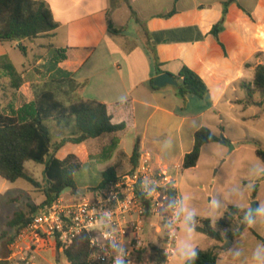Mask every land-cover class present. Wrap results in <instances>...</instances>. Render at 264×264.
Wrapping results in <instances>:
<instances>
[{"label": "crops", "instance_id": "crops-1", "mask_svg": "<svg viewBox=\"0 0 264 264\" xmlns=\"http://www.w3.org/2000/svg\"><path fill=\"white\" fill-rule=\"evenodd\" d=\"M42 1L51 9L59 27L36 39L16 41L19 46L29 43L25 53L28 56L39 50L33 73L42 74L41 81L59 69L72 73L81 85L76 94L78 99L106 104L112 122L126 124L117 133L80 144L66 143L56 153L58 157L61 152L60 159L73 153L80 158L82 167L93 160L102 174L115 168L116 176H120L133 169L130 159L138 147L140 157L149 154L158 169L174 176L184 169V158L194 148L197 130L204 126L211 129L210 123H215L223 131L221 104L233 107L241 103L243 111L251 105L264 104L259 92H250L255 68L264 64V0L232 2L219 38L211 31L222 19L223 3L228 0ZM174 8L177 12L172 17H160ZM109 23L119 32H112ZM59 49L66 50L67 58L53 68ZM9 51L0 43V57L10 59ZM43 51L47 52V58L43 57ZM258 53L260 57H256ZM155 59L165 64L164 72L173 76L179 74L183 64L193 69L207 84L209 95L204 99L189 97L185 104L177 96L175 86L154 89L151 81L159 75ZM29 68L28 64L21 70L16 68L24 79L19 89L11 88L10 79L0 72L11 95L9 106L1 109H18L34 100L32 84L38 79ZM244 88L249 94L246 100L238 96ZM256 93L261 96L260 102L253 99ZM18 100L22 102L18 104ZM210 114L218 121L209 118ZM257 116V113L246 117L243 114L242 120ZM169 137L173 141L172 150L165 144ZM106 150L107 155L100 157ZM126 160L128 167L124 168ZM86 189L89 192L92 188ZM258 194L259 189L255 199ZM249 228L259 237L250 229L252 239H245V232L236 237L237 243L248 245L247 251L243 248L235 263L224 262L220 256L218 264H248L256 247L254 240L264 242V223L258 230Z\"/></svg>", "mask_w": 264, "mask_h": 264}, {"label": "trees", "instance_id": "trees-1", "mask_svg": "<svg viewBox=\"0 0 264 264\" xmlns=\"http://www.w3.org/2000/svg\"><path fill=\"white\" fill-rule=\"evenodd\" d=\"M235 0H228L223 3L222 19L213 26L211 33L219 38V33L223 28L228 14L229 5ZM177 10L174 8L167 14L160 15L162 18L172 17ZM250 16L251 14L247 12ZM59 27L53 13L46 2L42 0H0V43L5 44L24 39H36L43 35H48ZM112 32H119L112 28ZM19 48L26 53L25 48ZM57 55L53 68L58 63L67 58L66 50H57ZM261 53L256 54L260 57ZM157 73H163L165 64H161L155 59ZM248 66V64H247ZM0 72L10 79V87L19 89L24 79L7 56L0 57ZM178 82L176 86L177 96L183 99L186 104L189 97L204 99L209 95V88L202 77L193 69L183 64L178 75H174ZM154 89H158L153 85ZM80 83L70 72L62 69L57 70L42 83H33L34 100L25 103L20 108H12L9 111L0 108V177L8 182H16L24 179L39 187L38 181L27 170L28 162L45 164V174L48 187L44 190L46 199L44 203H49L58 197L68 187L74 192L77 189L75 173L82 167L80 158L75 154H69L65 159H60L56 153L68 142L80 144L91 138H98L105 134L117 133L126 128L125 123L115 124L108 112L107 105L96 100L78 99L76 94L80 88ZM259 92L264 97V64L255 68L253 89L250 92ZM48 120L58 123L74 120L77 132L72 137L52 144L50 131L45 125ZM195 144L191 152L184 158L183 168L190 169L198 165L201 158L203 146L211 143L229 144L230 141L223 134L217 135L210 128L202 127L196 131ZM54 151V153H53ZM257 155L264 161V150L257 148ZM140 160L138 147L135 148L131 156V164L135 168ZM116 169L111 168L103 173V181L100 184L115 180ZM258 192L257 186L253 191L255 199ZM172 197L178 196V191L170 192ZM43 203V204H44ZM38 207H32L34 214ZM242 208L230 206L223 218L216 225L221 229H231L236 220L240 218ZM32 216H28L25 211H18L7 222L8 228L21 230L30 223ZM197 232L207 235L216 244L199 249V257L195 264H218L222 254L220 244L225 243L223 234L213 227L209 218L197 217ZM243 225L236 232H228V238L234 239L240 236L244 229ZM254 235L257 233L251 230ZM93 234L84 232L72 242L57 243L51 247L54 251L55 264H61L65 260H70L73 264H88L93 252L91 239ZM15 236L12 237V240ZM162 238H159V254H152L151 259L157 264L168 262L166 255L160 249ZM153 248L158 251L156 246ZM150 253V252H149ZM1 261L0 264H5Z\"/></svg>", "mask_w": 264, "mask_h": 264}, {"label": "rangeland", "instance_id": "rangeland-1", "mask_svg": "<svg viewBox=\"0 0 264 264\" xmlns=\"http://www.w3.org/2000/svg\"><path fill=\"white\" fill-rule=\"evenodd\" d=\"M10 51V59L18 70H21L23 66L29 65L31 73H33V65L38 60L36 56L39 52L38 49L30 52L29 56L26 55L20 48L19 44L9 42L4 44ZM28 52L29 43L22 44ZM47 52L43 51V57L47 58ZM41 69V68H40ZM43 69V68H42ZM44 71V70H41ZM35 74L38 82L42 83V74ZM3 79L0 75V107H8L11 103V95ZM3 90L6 93L3 94ZM238 96L243 100L249 97L247 90L244 88L242 95L238 92ZM253 99L256 102L261 101V96L256 93L253 94ZM18 104L22 101L18 100ZM222 110V122L223 127L220 129L219 125L215 123L211 124V129L217 135L223 134L229 139V144L211 143L202 148L201 158L196 167L190 169L180 170L178 174L174 175L176 188L178 191V198L181 195L187 194L190 196L191 206L195 207L200 218H208V202L215 198L220 202V211L223 212L216 221L215 224L224 217L226 211L230 206H238L242 208L241 216L238 218L231 229H221L215 225V229L220 231L224 238L225 243L220 244L222 250V260L224 262L232 261L235 263L229 249L238 247L247 251L248 245L245 243L236 242L234 239L228 238V232H236L243 226L241 220L244 212L252 202L264 203V176L257 177V171H264V161L257 155V148L264 150V104L263 105H251L247 110H242L243 105L241 103H235L233 107L230 105L225 106L221 104ZM257 113V117L254 119L242 120V116H248ZM209 118L214 121H218V118L209 115ZM45 125L50 131L52 144L60 142L64 138H69L77 132L75 121L72 120L69 123H58L53 120H48ZM232 146L234 147L232 149ZM54 153V151H53ZM61 152L58 153V157L61 156ZM108 150L100 154V157L106 156ZM124 168L128 167V161L126 160ZM27 170L34 175L35 179L39 183V187L34 186L30 182L24 179H19L16 182H8L0 177V254L3 257L5 264H14L8 260L11 244L15 241L18 233L16 228H8L7 222L18 211H25L28 216H32V207H38L43 204L46 196L44 190L48 187V182L45 174V164H37L35 162H29L27 164ZM75 182L77 189L73 192L72 189L65 190L64 194L67 199L80 200L84 197H88L87 187H98L103 179V174L98 170V164L91 160L85 164L79 171L75 173ZM250 183H254L259 189L258 198H253V191L248 192L247 186ZM243 192V199L239 198V193ZM211 219V218H209ZM212 224L214 223L211 219ZM264 223V219L257 220L256 224L252 226L253 229L258 230L260 225ZM249 227H245L244 238L252 239V234L249 232ZM251 230V229H250ZM182 235V230L179 229V238ZM15 239L12 240V237ZM159 238H161L159 236ZM262 241L254 240V245ZM195 244L199 249H206L216 242L209 238L207 235L197 232L195 237ZM37 262L41 264H55L54 251L51 247H46L34 252ZM241 257V256H240ZM251 257V256H249ZM224 262L222 264H224ZM167 264H180L177 258L173 257Z\"/></svg>", "mask_w": 264, "mask_h": 264}, {"label": "built area", "instance_id": "built-area-1", "mask_svg": "<svg viewBox=\"0 0 264 264\" xmlns=\"http://www.w3.org/2000/svg\"><path fill=\"white\" fill-rule=\"evenodd\" d=\"M142 180L145 191L153 182L158 185L152 198L142 195L139 186ZM176 186L172 174L158 169L150 155H144L132 170L90 189L88 197L67 199L62 192L49 203L39 205L30 223L12 243L8 260L14 264H41L35 251L72 242L82 233L90 232L93 252L88 264H111L96 246L107 243L105 236L125 243L132 264H157L151 253L159 254L160 236V249L169 262L179 239V228L175 231L177 221L167 208L170 200L178 199L170 194L177 190ZM61 264L73 263L65 260Z\"/></svg>", "mask_w": 264, "mask_h": 264}, {"label": "clouds", "instance_id": "clouds-1", "mask_svg": "<svg viewBox=\"0 0 264 264\" xmlns=\"http://www.w3.org/2000/svg\"><path fill=\"white\" fill-rule=\"evenodd\" d=\"M169 150L173 149V141L169 137L165 141ZM256 176H264V171H257ZM140 189L142 195L145 198H152L156 195L157 184L153 182L147 186L145 191L144 181L140 182ZM255 189V184L250 183L247 186L248 192ZM240 199H243L244 193L238 194ZM190 196L187 194L181 195L178 199L170 200L167 204V208L172 211L173 219L177 221L175 231L177 233L178 228L182 230V235L177 240V243L173 250V255L177 258L180 264H195L199 257V252L195 244V237L197 235L196 228L198 226L197 217L199 215L198 210L191 206ZM221 205L215 198L208 202L207 217L213 220V227L215 228V221L223 215L220 211ZM264 219V203H259L258 207L253 209L250 205L244 212L241 223L247 227H252L256 224L257 220ZM171 235V231L169 233ZM107 243L97 244L96 246L100 251L111 260V264H132L129 258L130 254L125 248V243H121L119 239H112L109 236H105ZM234 261H238L241 256V249L233 247L228 250ZM248 264H264V242L258 243L251 252L250 261Z\"/></svg>", "mask_w": 264, "mask_h": 264}, {"label": "water", "instance_id": "water-1", "mask_svg": "<svg viewBox=\"0 0 264 264\" xmlns=\"http://www.w3.org/2000/svg\"><path fill=\"white\" fill-rule=\"evenodd\" d=\"M153 85L159 88L167 87V86H178V82L175 79V77L169 73V72H164L162 74H159L156 76L153 80ZM234 147L232 146V149ZM71 187H68L67 190H70ZM258 207V202L254 201L252 202V208L255 209Z\"/></svg>", "mask_w": 264, "mask_h": 264}]
</instances>
